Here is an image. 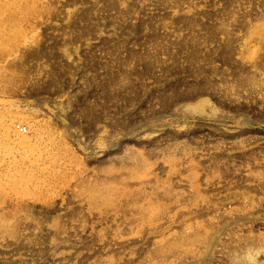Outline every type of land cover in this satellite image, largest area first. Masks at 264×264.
Masks as SVG:
<instances>
[{
    "label": "rangeland",
    "instance_id": "obj_1",
    "mask_svg": "<svg viewBox=\"0 0 264 264\" xmlns=\"http://www.w3.org/2000/svg\"><path fill=\"white\" fill-rule=\"evenodd\" d=\"M0 115V264L264 248V0H0Z\"/></svg>",
    "mask_w": 264,
    "mask_h": 264
},
{
    "label": "bare ground",
    "instance_id": "obj_2",
    "mask_svg": "<svg viewBox=\"0 0 264 264\" xmlns=\"http://www.w3.org/2000/svg\"><path fill=\"white\" fill-rule=\"evenodd\" d=\"M256 50H253V54H255ZM243 83V82H242ZM205 103H199L195 106L197 109H203ZM19 115L15 117L14 119L6 118V116L0 115V128L7 131V135L4 137L5 140L8 141H14L15 143L20 144H26L25 137L28 133V128L25 125H22L21 122H19ZM141 156L135 151L128 154V156H125L123 160L127 161L128 163L141 165L143 162H141L139 159ZM25 163V161H24ZM37 167H40L39 164H36ZM16 174L13 173V171L9 172V174H6L3 179L0 181V184L3 183V181H10L14 183L15 186H26L30 180L36 179L35 177L28 176L27 170H20L19 168L16 169ZM29 190V188H27ZM92 198H97L100 200H107L108 195H105L102 193L97 187H94L92 190V193H90ZM160 208H157L158 211Z\"/></svg>",
    "mask_w": 264,
    "mask_h": 264
},
{
    "label": "clouds",
    "instance_id": "obj_3",
    "mask_svg": "<svg viewBox=\"0 0 264 264\" xmlns=\"http://www.w3.org/2000/svg\"><path fill=\"white\" fill-rule=\"evenodd\" d=\"M261 255H264V248L250 246L240 253H233L230 264H257Z\"/></svg>",
    "mask_w": 264,
    "mask_h": 264
}]
</instances>
